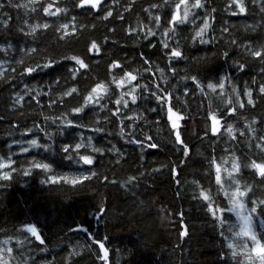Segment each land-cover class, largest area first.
I'll use <instances>...</instances> for the list:
<instances>
[{"label":"trees","instance_id":"1","mask_svg":"<svg viewBox=\"0 0 264 264\" xmlns=\"http://www.w3.org/2000/svg\"><path fill=\"white\" fill-rule=\"evenodd\" d=\"M26 2L27 0H13L14 4ZM127 2L129 0H121V12ZM160 2L162 0H135L134 8L129 13H124V22L112 21L111 18L109 21H100L92 16L79 15L78 23L95 24V29L86 27L79 32L78 37L61 44L52 30L38 33L35 40L30 36L26 37L24 32L18 30L19 27H24V10L15 6L8 7V0H0V3L6 5L2 11L7 13V16L2 18L9 20L8 27L0 31V48H3V51H0V67L12 76L6 82H0V158L6 162L9 155L16 154L12 155L13 163L10 166L0 169L10 174L9 180H0V240L11 237L8 247L12 248L13 252L4 256L9 264H13V257H19L21 260L27 257L28 264H237L236 261L220 258L224 251L230 252L220 233L224 231L231 237V234L226 232L227 226L236 224L237 230L239 226L235 214L227 211L230 205L224 190H230L232 180L224 169H231L233 156L240 160L245 155H251L257 162H264V154L254 147L251 150L248 148L247 136L240 137L239 133L234 131L233 135L237 139L232 140L224 132V128L226 123H232L234 129L243 130L245 122L255 117L258 125L254 127H258L259 131V128L264 127L259 125V121L264 119V99L257 96V84L253 86V99L257 100L254 109L247 107L235 114L227 113L224 109L228 105L223 103L231 95L227 79L222 99L218 98L221 90L217 88L213 92L207 88V84L218 83L220 77L235 78L233 82L237 84L238 90H242L245 82L251 85L253 76L257 77L259 83V62L246 58L243 47L237 48L231 45L230 41L236 39L242 44L264 39V13L260 11V8L264 7V0H257L256 3H253V0H245L247 12L236 16L230 15V11L235 9L228 8L229 0H205L206 7L217 9L213 13L214 28L208 33V38L215 36L217 39L215 43L204 45L198 40L191 41L193 29L202 23V19L198 20L196 25L188 23L179 26L178 39L181 41V51L185 59H174L171 62L177 69L176 74L168 71L170 62L164 56V51L168 50H161L158 43L161 38L160 31L156 37L149 38L152 44L157 45L155 50L148 47L149 40L141 39L139 43H133L131 39H126L123 31L129 26L137 27L138 23L154 27L149 24L143 9L151 3ZM155 11L153 10L154 14ZM78 12L79 10L70 8L68 15L71 17ZM196 15L202 17L204 10H197ZM30 22L37 21L30 19ZM224 22H227L228 33L221 31L226 26ZM246 24L257 25L256 31H246L243 27ZM108 28H114V33H109ZM24 30L27 31L26 27ZM105 35L109 36V41L103 45L101 53H87L89 42L93 39L102 41ZM113 40L117 41L115 45ZM29 47L44 49L50 56L57 53L79 54L90 63L91 72L86 75V81L78 85L81 96L62 97L63 89L54 83L65 72L64 65L72 67L74 62L61 61L60 66L53 65L51 69L37 70L31 74L23 72L24 66H32L33 59L38 58L32 54L31 57H25L24 65L16 64V60L23 55L22 49L26 51ZM225 50L229 51L228 57L222 55ZM141 53L153 61V70L145 72L143 78L138 76V82L149 83L152 89L159 84L172 92V102L184 116L180 123L182 140L189 148L187 157L182 151H177V148H182L183 145L175 143L174 135L169 132L170 123L166 121V116L161 121L157 113L147 111V108L157 106L153 99L138 100L136 105H131L129 101V109H122V112L131 118L125 121L126 124H131L130 127H125L126 133L134 132L139 136L141 132H145L155 137L154 142H158L160 146L157 149H147L145 146L146 155L141 160L140 149L126 143V139L117 135L119 127L123 125L111 117L109 110H115V100L119 92L126 91L128 86L116 89L107 75V65L112 59H118L127 69H135L133 74L143 72L146 65L140 60ZM245 59L248 60L249 66L243 73H238L233 67V62H244ZM157 66L164 69L169 78L168 83H164L159 72L155 71ZM13 68L16 69L15 73L12 72ZM113 71L117 75L122 74L118 69ZM186 74L198 77L204 88L203 93L191 79H179ZM93 77L110 85V100L102 101L108 103V110H101L96 106L98 115L92 117L90 122L89 117L93 109L89 107L81 114L86 127L67 128L59 134V121L53 123L52 120L46 121L45 117L51 116L55 120L63 112L69 119L76 120L77 114L72 113L71 108L83 103L82 95L87 94L86 89L90 90L93 86ZM135 83L137 81L133 82ZM173 84L177 86L175 90L171 89ZM26 85L35 91L19 105H15L17 94L23 95ZM185 87L189 90L187 94L184 93ZM35 92L41 93L37 98L39 103L31 99ZM46 92L49 95H43ZM177 97L178 100L175 99ZM53 99L58 103L49 108L48 105ZM60 100L65 103H60ZM134 108L138 110L133 112L131 109ZM210 111L221 119V133L217 134L219 139L213 137L210 132L205 137V131L211 126ZM141 114L151 123L146 125L140 120ZM105 115L109 116L107 122L104 120ZM241 116L245 119H240ZM223 117L230 118L226 121ZM132 120L135 123H131ZM157 121L160 122L156 123ZM96 126L103 127L104 131L94 133L91 129ZM46 132L50 134V139ZM81 135L85 143L88 136H93V147H102L105 153L93 154L96 156L94 170L101 173L100 178L78 181L77 185L73 186L66 183L63 176L68 174V179L71 180L77 175V170H82V166L75 159H66L61 146L79 142ZM32 139H36L38 145L49 144L51 147H29L27 141ZM113 144L117 149L116 154L107 151ZM21 146L28 147V152L21 153ZM80 151L81 154H92L91 149ZM33 158L38 162L49 163L53 171L47 175H56L58 180L42 184L41 180H47V175L40 169H32L31 174L27 176L23 175L22 170L12 171L13 168L21 169L22 161L25 162L23 167L27 168L26 161ZM117 158L120 159L119 164L115 163ZM213 159L222 165L220 185L215 182V166L211 164ZM172 167L177 168L179 184L176 183L177 176L171 172ZM153 169L159 171L154 172ZM249 171L254 170H244L245 179L241 180V183L243 185L247 180L253 184L256 191L255 197L245 198L250 207V199L264 198V185L255 184L259 177L253 179ZM105 175L107 180L104 179ZM240 175L234 174L237 178ZM128 176H134L135 179L122 187ZM193 181L197 182L199 187ZM221 186L224 190H221ZM200 191H204L210 200H204L199 195ZM209 203L213 205L212 212L208 211ZM220 220H225L226 224L221 226ZM255 223L260 225L257 234L264 235V215L258 213ZM29 224L37 228V234L45 242L43 245L31 233L26 232L25 225ZM185 231L187 235L181 236L180 233ZM25 236L31 243L18 248L17 238ZM99 244H103L107 249L108 257L105 260L102 259ZM261 251L259 250L258 254ZM238 259L243 260V256Z\"/></svg>","mask_w":264,"mask_h":264},{"label":"snow or ice","instance_id":"2","mask_svg":"<svg viewBox=\"0 0 264 264\" xmlns=\"http://www.w3.org/2000/svg\"><path fill=\"white\" fill-rule=\"evenodd\" d=\"M257 0H253V3H256ZM135 5V0H129V2L123 5V11H120L121 0H27L26 3L14 4L13 0H8L7 6L16 8H21L24 10L23 15V25L26 27L27 31L24 30V27H19L18 30L24 32V35L30 36L33 40L37 39L38 33L43 34L48 30H52L57 34L56 39L59 43L63 44L66 41H71L72 38L78 37L79 32L86 27L95 29L96 25H86L83 23H78V16H92L96 20L100 21H109L110 18L112 21L124 22L126 17L124 13H129ZM6 7L4 3H0V31L5 30L9 25L8 19H3V16H7V13H4L2 10ZM235 10L230 11V15L236 16L238 14H245L247 12V7L245 0H229L228 8ZM70 8L79 10L77 15H72L69 17L68 13ZM203 9L204 15L201 17L196 15V11ZM155 11V14L153 12ZM217 11L216 8L206 7L205 0H162L160 3H151L148 7L143 9V12L147 14L149 24L154 25V27H149L143 24H137V27L129 26L123 31L126 34V39H131L133 43H139L141 39L149 40L150 37H156L157 32L160 31V40L159 45L161 50L164 51V56L168 59L169 66L168 71L176 74L177 69L171 65V62L174 59H185L181 51V41L178 39V28L179 26L186 25L191 23L196 25L198 20L202 19V23L198 27L193 29V34L191 35V41L196 42L197 40L201 45L208 44L210 42L215 43L217 37L212 36L208 38L209 30L214 28L213 20L215 17L213 13ZM260 11L264 13V7L260 8ZM115 12V15H114ZM19 19V17H18ZM30 19H35L37 22H30ZM139 19V18H138ZM42 20V22H40ZM226 26L222 28V33H228L227 22H224ZM246 31L255 32L257 25H243ZM109 33H114V28H108ZM187 39V37H184ZM109 41V36L105 35L102 41H97L95 39L89 42L87 47V53L100 54L102 47ZM171 42V43H170ZM113 45L117 43L116 40L112 41ZM231 45L236 46L237 48L243 47L244 54L246 58H251L252 62H259L260 64V74L261 79L259 83L257 82V77H251V85L245 82L243 89L238 90L237 84L233 82L235 78H225L220 77L218 83H208L207 88L211 89L213 92L217 88L221 90L220 97H223L225 89V79H227L228 84L230 85V98L223 103L227 104L228 107L224 109V112L235 114L240 110L246 109L247 107L255 108L257 100L253 99L254 88H256V93L259 99H264V39L253 42L247 41L245 43H238L236 39L230 41ZM148 47L157 49V45H154L149 40ZM0 51H3V48H0ZM23 55L21 58L16 60L17 65L25 64V57H31L32 54H35L36 57L33 59L32 66H24L23 72L26 73H35L37 70L51 69L53 65L60 66L61 61L74 62V66L69 67L67 64L64 65L65 72L54 81L57 87L63 89L62 97H74L81 96L78 85H82L86 81V75L91 72L90 63L86 62L84 58L79 54H65L57 53L56 55H48L45 53L44 49L32 48L29 47L26 51L22 49ZM222 55L224 57L229 56V51L225 50ZM140 60L146 67L143 72H138L133 74L135 69H127L124 64L118 59H112L107 65V75L111 78V84L115 85L116 89L124 88L127 85L126 91H121L118 94V98L115 100L117 107L115 110H109L111 117L118 120L120 125L117 135L121 139H126V143L132 144L140 149L139 159L143 160L146 155L145 146L147 149H157L160 145L155 141V137L148 135L145 132H141L138 136L136 133H126L125 127H130L131 124H126L125 121L131 120L123 110L129 109V101L131 105H136L137 101H147L153 99L156 102V107H149L147 111L151 113H157L160 116V120L163 121L166 116V121L170 123L169 132L174 135L175 143L177 145H183L182 148H177V151H182L183 155L187 157L189 155V148L184 140H182V129L181 121L184 119V116L180 114L179 110L176 109V104L173 103V95L168 89L161 87L159 84L156 85L155 89L150 88L149 83H140L138 82V76L143 78L145 72H151L153 61L146 57L144 53L140 54ZM130 62V61H129ZM249 66L248 60L245 59L244 62L240 60L233 62V67L236 68L238 73H243ZM114 69H118L122 74L117 75L114 73ZM16 69L13 68L12 72L15 73ZM156 72H159L160 78H162L164 83L169 82L168 76L165 75L163 68L157 66L155 68ZM12 76L6 74L5 70L0 67V82H6L11 79ZM84 78V80H82ZM180 80L191 79L197 88L203 93L204 88L201 86V83L198 80L197 76L185 75L179 78ZM97 77H93V86L90 87V90L86 89L87 94L82 95L83 103L79 106H74L71 108V112L77 114V119H69L67 115L61 112L60 116L55 120L51 116H46L45 120H52L53 123L59 121L58 130L59 134H62V131L67 128H83L87 125L83 120L81 114L85 113V110L89 107L93 109L90 114L89 120L92 122V117L98 115L95 111V107L99 106L101 110H108V103H102V101L110 100V85L104 80H98ZM134 81L137 83L133 84ZM177 86L175 84L171 85V89L175 90ZM139 89V91H138ZM54 89H50L53 91ZM35 91L34 88L26 85V90L23 95L17 94V98L14 100L15 105H19L22 100L30 96L31 93ZM188 88H184V93H188ZM43 95H49V93H43ZM41 96L40 92H35V95H31V99L37 100ZM246 98V100L244 99ZM51 99V97H50ZM178 100L179 98H175ZM60 103H65V101L60 100ZM58 101L53 99L52 103L48 105L51 108L54 104H57ZM211 109V103L209 104ZM133 112L138 109H131ZM223 116V113H221ZM226 121L230 117H223ZM140 120H143L145 124L151 123L143 114L139 116ZM209 119L211 120V126L205 131V137L208 136L210 132L213 137L217 139L220 138L218 133H221V119L213 111L209 112ZM240 119H245L243 116ZM104 120L107 122L109 116L105 115ZM115 122V121H113ZM157 121L156 123H159ZM131 123H135L134 120ZM258 125V121L253 117L250 121L245 122L243 130L234 129L232 123H226L224 132L232 140H236L237 137L233 135L234 131L239 133L240 137L247 136L249 141L248 148L251 150L253 147L259 151V153L264 154V127L259 128L254 127ZM259 125H264V119L259 121ZM63 126V127H61ZM94 133H101L104 131L103 127L96 126L91 129ZM31 131V129H28ZM46 136L50 139V134L45 133ZM111 134V133H109ZM127 137V138H126ZM142 137V138H140ZM94 137L88 136L87 142H84V137L81 135L79 142H73L69 144H64L61 146L62 151L65 153L66 159H75L77 163L82 166V170H77V175L71 180L68 179V174H64L63 179L66 183H71L73 186L77 185L78 181H91L94 178L99 179L101 173L94 170V164L96 156L93 154L103 155L105 149L102 147H93L92 141ZM255 142L254 144L252 142ZM29 147H43L50 148L51 145H38L36 139L27 141ZM11 148V145H9ZM81 149H91L92 154H81ZM28 147H20L21 153H27ZM108 152L113 154L117 153L116 146L113 144L110 149H107ZM12 153L7 157V161L3 158H0V169H4L10 166L13 163ZM21 162V169L13 168L12 171L19 172L23 171V175L27 176L31 174L32 169H40L46 175L53 171L51 165L47 162L37 161L35 158L32 160L26 161L28 167L24 168ZM116 164L120 163V159L117 158L115 161ZM184 163V161H181ZM211 164L215 166V182L216 184H221V168L222 165L217 164L216 160L213 159ZM88 166V167H84ZM244 170H254L249 171V175L254 179L256 176L259 177L258 180H255V184L264 185V162H257V159L252 158L251 155H245L240 160H237L235 156L232 158L231 169H224L228 177L231 178L232 184L229 185L230 190H224L221 186V190H224L225 196L228 197V203L230 207L227 208L228 212L234 213L237 220L239 221V226L237 230L236 224H230L226 228V232L231 234V237L225 234L224 231L220 235L226 241V248L230 252L224 251L221 255V259H229L236 261L237 264H264V252L258 254L259 250H264V235H258V229L260 225H256V216L258 213L264 215V198L250 199V207L246 204V197H255L256 191L252 183L245 182L241 183V180H244L243 171ZM154 172L159 171V169H153ZM171 172L174 176H177L176 183L179 184L177 168L172 167ZM241 174L239 178L234 176V174ZM143 175V173H141ZM56 175H47V180H41V183H47L48 181L56 182L58 180ZM10 174L7 171H0V180H9ZM104 179L107 180L108 177L105 175ZM134 176H128L127 180L122 183H130L134 180ZM115 183V181H113ZM193 183L199 187L198 183L193 181ZM234 185V187H233ZM83 187V185H81ZM179 196L180 193L178 192ZM199 195L204 198V200H210V197L205 194L204 191H200ZM208 211L212 212L213 205L209 203L207 205ZM103 211V209H101ZM215 215V213H213ZM163 218V217H162ZM221 226L226 224L225 220L219 221ZM25 230L27 233H31L40 244H44V240L40 235L37 234V228L33 225H25ZM181 236L187 235V232H181ZM25 241H18V244L21 245L18 248H23L26 243H31V240L27 236ZM11 239V237H9ZM250 242V246H249ZM101 249H104V245H100ZM43 250V249H42ZM13 249L8 247L7 254H11ZM23 255V253H21ZM105 257L108 255L107 251L104 252ZM3 252H0V264H9V261L4 259ZM243 256V260H239L238 257ZM28 264V258H24Z\"/></svg>","mask_w":264,"mask_h":264},{"label":"clouds","instance_id":"3","mask_svg":"<svg viewBox=\"0 0 264 264\" xmlns=\"http://www.w3.org/2000/svg\"><path fill=\"white\" fill-rule=\"evenodd\" d=\"M26 237L23 238H17V247H20L21 245L18 244V241H25ZM10 243V239H3L0 240V245H2V247H0V252H3V254L6 256L7 255V249H8V245ZM13 264H27L26 260L23 259L21 260L19 257H13Z\"/></svg>","mask_w":264,"mask_h":264},{"label":"water","instance_id":"4","mask_svg":"<svg viewBox=\"0 0 264 264\" xmlns=\"http://www.w3.org/2000/svg\"><path fill=\"white\" fill-rule=\"evenodd\" d=\"M80 230L84 231L85 229L84 228H80ZM101 244H99V247H100ZM100 251H101V255H102V259L105 260L107 259L108 255L105 257L104 255V252L107 251V249L105 248L104 246V249L102 250L101 247H100ZM108 253V252H107Z\"/></svg>","mask_w":264,"mask_h":264},{"label":"rangeland","instance_id":"5","mask_svg":"<svg viewBox=\"0 0 264 264\" xmlns=\"http://www.w3.org/2000/svg\"><path fill=\"white\" fill-rule=\"evenodd\" d=\"M261 252H263V250Z\"/></svg>","mask_w":264,"mask_h":264}]
</instances>
